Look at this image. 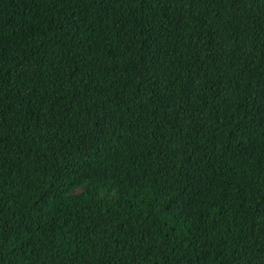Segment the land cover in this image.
<instances>
[{
    "label": "trees",
    "instance_id": "obj_1",
    "mask_svg": "<svg viewBox=\"0 0 264 264\" xmlns=\"http://www.w3.org/2000/svg\"><path fill=\"white\" fill-rule=\"evenodd\" d=\"M0 264H264V0H0Z\"/></svg>",
    "mask_w": 264,
    "mask_h": 264
}]
</instances>
